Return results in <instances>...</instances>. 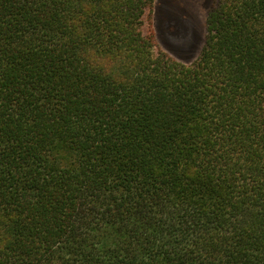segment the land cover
I'll return each mask as SVG.
<instances>
[{
  "label": "trees",
  "instance_id": "1",
  "mask_svg": "<svg viewBox=\"0 0 264 264\" xmlns=\"http://www.w3.org/2000/svg\"><path fill=\"white\" fill-rule=\"evenodd\" d=\"M154 2L0 0V264H264V0Z\"/></svg>",
  "mask_w": 264,
  "mask_h": 264
},
{
  "label": "rangeland",
  "instance_id": "2",
  "mask_svg": "<svg viewBox=\"0 0 264 264\" xmlns=\"http://www.w3.org/2000/svg\"><path fill=\"white\" fill-rule=\"evenodd\" d=\"M216 0H155L152 25L158 47L182 63L192 62L205 37V20Z\"/></svg>",
  "mask_w": 264,
  "mask_h": 264
}]
</instances>
